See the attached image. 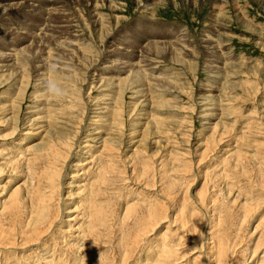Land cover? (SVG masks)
<instances>
[{
	"label": "rangeland",
	"instance_id": "obj_1",
	"mask_svg": "<svg viewBox=\"0 0 264 264\" xmlns=\"http://www.w3.org/2000/svg\"><path fill=\"white\" fill-rule=\"evenodd\" d=\"M25 1L50 6L34 10ZM181 29L185 46L176 52L170 45ZM3 52L14 57L0 58L1 201L28 181V164L36 168L29 146L50 131L81 129L55 181L52 205L62 211L55 234L29 248L0 247V264H123L127 247L126 264H156L164 250L163 264H210L212 235L221 231L228 264L260 263L264 252L252 250L264 230V0H0ZM142 58L149 68L141 75ZM49 80L65 90L62 99L46 91ZM225 129L230 139L214 141ZM95 131L123 144L103 151ZM107 167L108 179L97 184ZM163 203L166 219L145 237L143 213ZM129 204L144 211L132 223L124 217ZM70 214L72 236L60 230ZM198 222L195 240L180 238L196 234Z\"/></svg>",
	"mask_w": 264,
	"mask_h": 264
},
{
	"label": "bare ground",
	"instance_id": "obj_2",
	"mask_svg": "<svg viewBox=\"0 0 264 264\" xmlns=\"http://www.w3.org/2000/svg\"><path fill=\"white\" fill-rule=\"evenodd\" d=\"M39 2H40V0H38ZM44 1V0H43ZM21 4H24V7L25 8H30V7H32V8H34V10H41V11H43L44 9H48L49 8V6H45L46 4H47V1L46 2H43V4H42V6H39L38 4L37 5H35V7L32 5V4H30V2L29 1H25V2H21ZM16 5H19V3L18 2H16V3H12V4H10V6L11 7H7L8 5H5V7H3V12L7 9V8H9V9H12L13 7H16ZM51 7H53V6H51ZM27 12H29L28 10H26ZM44 13H46V11H44ZM13 26V25H12ZM11 26V27H12ZM55 27H57L58 28V26L56 25V24H54L53 25V30H55V29H57V28H55ZM181 36H177L176 37V40H174L173 41V43L170 45V47H171V50H173V51H175L176 50V52H177V50H179V52H181L182 51V49L184 48V46H185V44H184V42H185V37H186V33H184L185 31H183L182 29H181ZM146 48L148 49V51H150V47H152L153 45H152V43H147L146 45ZM166 48H168L167 46H166ZM1 54V57L0 58H8V60H12V58L14 57V54H12V53H0ZM16 55V54H15ZM141 55H142V53H141ZM141 57H144L143 55L141 56ZM9 62V61H8ZM147 63L148 62H146V60L144 59V58H142L141 60H140V66L141 67H139L138 69H136L135 70V73H137V74H141L142 75V70H148L147 68H149L148 66H147ZM138 64V63H137ZM124 66V65H123ZM90 68V67H89ZM88 68V69H89ZM124 68H126L127 70L128 69H134L133 67L131 68H128L127 66H124ZM152 69H157V68H152ZM141 70V71H140ZM131 72V71H130ZM86 73H88V71H86ZM153 76V75H152ZM159 76V75H158ZM157 76V77H158ZM125 77V76H124ZM136 77V76H135ZM121 79V78H120ZM119 79V80H120ZM123 79V78H122ZM88 81V75H87V77H85V79H84V81ZM134 80V79H133ZM85 81V82H86ZM90 81V80H89ZM135 81V80H134ZM147 87V86H146ZM141 90H142V88H141ZM143 91V90H142ZM146 100V99H145ZM144 100V101H145ZM12 108V107H11ZM87 108L84 106L83 108H82V110H81V112H82V114H86L87 113ZM113 110V109H112ZM118 112V111H117ZM212 115V114H211ZM205 116H208V115H206L205 114ZM83 118V117H82ZM221 118V117H220ZM36 119V118H35ZM77 119H79V118H77ZM30 121H33V120H30ZM78 121V120H77ZM118 121V120H117ZM28 122V121H27ZM34 122V121H33ZM150 122V121H149ZM220 122V121H219ZM188 123V122H187ZM226 123V122H225ZM31 124H34V123H31ZM36 124V123H35ZM227 124V123H226ZM233 124V123H232ZM232 124H230V125H232ZM74 125V124H73ZM72 125V126H73ZM76 123H75V126L73 127V128H75L76 127ZM220 125V124H219ZM147 126V125H146ZM189 126V125H188ZM231 127V126H230ZM229 127V128H230ZM233 127V126H232ZM94 128V127H93ZM97 128V127H96ZM214 128V127H213ZM219 128V127H218ZM15 129H17V127L15 128ZM14 129V130H15ZM64 129H66V130H68L67 132H63V131H61V130H57V131H50V132H48L47 133V139L45 140V142L43 141V142H40V143H37V144H34V145H32V146H29V150H34V154H33V159H30V162L32 161L33 162V164H35V166H36V168L34 167V170H33V167H30L31 165H29L28 164V172H27V174H28V181L26 180V181H24V182H22V183H20V184H18V186L11 192V194H10V196L7 198V199H5L4 201H1V208H0V247H4V248H7V247H13V248H16V249H23V248H29V247H31V246H33V245H35L36 243H39V242H41L44 238H46L49 234H51L50 232L55 228V226L57 225V223L59 222V220H60V218H61V213H62V211L60 210V207L58 206V205H52V202L54 201V197H53V192H54V190L56 189V183H55V181H56V179L59 177V175H60V172L62 171V168H63V166L65 165L64 163H65V161L68 159V157H69V155H71V152H72V149H73V147H74V140H76L75 138L77 137V134L79 133V129H81V128H76V130L75 131H72L71 129H68V128H63V130ZM189 129V128H188ZM234 129V128H233ZM93 130H96V129H93ZM191 131H192V129H190ZM189 130V131H190ZM228 130H231V129H228ZM16 131V130H15ZM17 131H19V130H17ZM103 131V130H102ZM188 130H186V132H187ZM213 131V130H212ZM215 131H217L216 129H215ZM220 130L218 129V131L217 132H219ZM233 131V130H232ZM16 133V132H15ZM26 133V135H28L29 133H31V131L29 132H25ZM28 133V134H27ZM89 133V132H88ZM91 133V132H90ZM93 133V132H92ZM95 133V137H94V139H102L100 142L102 143V145H103V147H102V150L103 151H111V150H113V148L114 147H112V146H114L116 143H117V145H120V144H123L122 143V138L123 137H121L120 136V138L119 139H115V138H107V137H104L103 136V134H100L101 132L100 131H95L94 132ZM144 133V132H143ZM229 133H230V131L227 133V130L225 129L220 135H218L217 137H216V134L214 133V134H212L213 135V137H214V141L215 140H217V142L219 141V143H225V141H226V137H228V135H229ZM14 134V133H13ZM145 134V133H144ZM181 134H183V133H181ZM188 134V133H187ZM232 134V133H231ZM231 134H230V136H231ZM16 135V134H15ZM92 136H93V134H91ZM211 135V134H210ZM88 136H90V135H88ZM190 136V135H189ZM213 137H211V138H213ZM79 138V137H78ZM91 138V137H90ZM229 138V137H228ZM168 139V138H167ZM190 139H191V136H190ZM190 139H188V140H186V142L187 141H189L190 142ZM230 139V138H229ZM169 140V139H168ZM209 140V139H208ZM212 140V139H211ZM21 141V140H20ZM243 141V140H242ZM209 142H211V141H209ZM217 142H216V144H217ZM21 143V142H20ZM167 143V142H166ZM229 143V142H228ZM206 144V143H205ZM213 144V143H212ZM188 145V144H187ZM230 145V144H229ZM228 145V146H229ZM101 146V145H100ZM207 146H208V144H207ZM209 146H211L210 144H209ZM218 146V145H217ZM225 146H227L226 144H225ZM28 147V146H27ZM213 147V146H212ZM222 147V146H221ZM25 148H26V146H25ZM189 148H190V146H189ZM211 148V147H210ZM27 149V148H26ZM186 150V149H185ZM226 150V149H225ZM224 150V151H225ZM27 151V150H26ZM187 151V150H186ZM215 151V150H214ZM31 152V151H30ZM189 152V151H188ZM33 153V152H32ZM210 154V153H209ZM185 155V154H184ZM245 155V153L243 154V155H241V157L242 156H244ZM22 156V155H21ZM245 157V156H244ZM247 157V156H246ZM31 158H32V156H31ZM42 159V160H41ZM47 160V165H40V164H42L41 163V161H43V160ZM63 160L62 162L63 163H61V164H59V162H60V160ZM109 159V158H108ZM227 159V158H226ZM245 159V158H244ZM248 160V159H247ZM238 161H239V159H238ZM237 161V162H238ZM25 162V161H24ZM111 162H112V160H111ZM164 162V161H163ZM243 162V161H242ZM39 164V165H38ZM107 164V163H106ZM105 164V165H106ZM238 164V163H237ZM79 165H81V164H79ZM110 165V164H109ZM10 166V165H9ZM162 166H163V163H162ZM241 166V165H240ZM65 167V166H64ZM185 167H186V165H185ZM138 168H140V167H138ZM161 168V167H160ZM134 169V168H133ZM145 169H146V167H145ZM102 170V169H101ZM134 170H136V169H134ZM140 170V169H139ZM138 170V171H139ZM147 170V169H146ZM145 170V171H146ZM180 170V169H179ZM110 172V168L109 167H107L105 170H103V171H101V172H99V179H98V181H96V183L98 184V183H100V184H102V183H104V182H106V180L108 179V173ZM135 172V171H134ZM112 173V172H111ZM133 175H134V173H132ZM167 174V173H166ZM182 174V173H181ZM0 175H3V173L1 172V174ZM139 175H141V174H139ZM143 175V174H142ZM219 175V174H218ZM145 176H146V174H145ZM221 176H222V174H221ZM224 176V175H223ZM142 177V176H141ZM218 177H220V175L218 176ZM217 177V178H218ZM219 179V178H218ZM153 180V179H152ZM224 180V179H223ZM45 183H47V185H46V187L44 186V184ZM95 183V182H94ZM164 185V184H163ZM218 185V184H217ZM212 187V186H211ZM222 187V186H221ZM166 188H169V187H166ZM217 188V187H216ZM215 187H214V189H216ZM46 189H48V191L46 190ZM62 189V188H61ZM155 189V188H154ZM153 190V189H152ZM166 190V189H165ZM171 190V189H170ZM222 190H223V188H222ZM205 191V190H204ZM206 192V191H205ZM218 192V191H217ZM223 192V191H222ZM221 192V193H222ZM96 193V192H95ZM159 193H161L160 191H159ZM216 193V192H215ZM225 193H227L226 191H225ZM55 194V193H54ZM101 194V193H100ZM183 194V193H182ZM205 194H207V193H205ZM213 194V193H212ZM220 194V193H219ZM224 194V193H223ZM56 195V194H55ZM59 195H60V193H59ZM161 195H162V193H161ZM169 196H170V194H168ZM173 195H174V193H173ZM216 195V194H215ZM241 195V194H240ZM169 196H168V198H169ZM177 196V195H176ZM176 196H174V197H176ZM185 196H187V195H185ZM202 196V195H201ZM220 196H221V194H220ZM166 198H167V196H165ZM211 197H215V196H211ZM227 197H229V195L227 196ZM239 194H237L236 195V199H235V201L234 202H236V201H238V199H239ZM165 198V199H166ZM170 199H172V198H170ZM173 199H175V198H173ZM176 199H177V197H176ZM204 199V198H203ZM211 199V198H210ZM168 200V199H167ZM166 200V201H167ZM214 200H216V199H214ZM221 200V198L218 200V201H220ZM94 201V200H93ZM170 201H172V200H170ZM204 201V200H203ZM222 201H223V199H222ZM231 201H233L232 199H231ZM242 201V200H241ZM161 202H164L165 204H166V202L165 201H161ZM210 202V201H209ZM221 202V201H220ZM219 202V203H220ZM243 202V201H242ZM241 202V203H242ZM246 202H247V199H246ZM246 202H244V203H242V207H244V208H250L251 207V205L249 204H247ZM164 203L163 204H158V205H160V207H159V209L158 210H155L156 208H154L153 206H152V208L150 207V209L149 208H147V209H149L147 212H139L138 211V206H135V204L134 205H131V204H129V205H131V206H127V208H126V211H125V214H124V217L127 219V221H130V223H132L133 221H132V219H134V217H132L133 216V214L135 215V213H143V215H145V218H146V216L149 218V222L147 223L148 224V226H147V228H145L144 227V223H143V226H141V227H144L145 228V230H144V235H145V237H146V235H149V233H151L154 229H157V227H159L160 226V224H161V222H163V220H165L166 219V215H164V209H166L165 207V205H164ZM208 203V202H207ZM218 203V204H219ZM231 203V202H230ZM233 203V202H232ZM249 203V202H248ZM251 203H252V205H253V202L251 201ZM170 204H172V203H170ZM214 204V203H213ZM237 204V203H236ZM256 205H257V203H255ZM168 205V204H167ZM215 205H217L216 203H215ZM155 206V205H154ZM236 206H238V205H236ZM155 207H157V206H155ZM240 207V209L242 208L241 206H239ZM253 207V206H252ZM140 208V207H139ZM158 208V207H157ZM163 208V209H162ZM229 208V207H228ZM100 209H101V206H100ZM100 209H99V207H96L94 210L95 211H92V212H94V214L92 215L91 214V217H93V216H97V212H98V210H99V212H100ZM103 209H105V207L103 208ZM141 209V208H140ZM146 209V210H147ZM173 209V208H172ZM181 209V208H180ZM225 209V208H224ZM253 209H254V207H253ZM256 209V208H255ZM63 210V209H62ZM142 210H143V208H142ZM145 210V209H144ZM145 210V211H146ZM216 210V209H215ZM257 210V209H256ZM255 210V211H256ZM138 211V212H137ZM104 212V211H103ZM160 213V215H161V217H159L158 216V214ZM163 212V213H162ZM245 213V212H244ZM247 213V212H246ZM101 214V213H100ZM136 214V215H137ZM155 214H157L156 216H158L159 218H157V217H154V215ZM191 214V213H190ZM196 214V213H195ZM98 215H99V213H98ZM142 215V214H141ZM163 215V216H162ZM184 215V214H183ZM189 215V214H188ZM245 215V214H244ZM101 216V215H100ZM194 216V215H193ZM198 216V215H197ZM197 216H195L196 218H197ZM201 216V215H200ZM138 219L137 220H139V219H144V216L142 217V216H140V215H138ZM142 217V218H141ZM199 217V216H198ZM203 217V216H202ZM244 217V216H243ZM249 217V216H248ZM125 218H123V219H125ZM136 218V217H135ZM183 218H185L184 216H183ZM245 219L247 218V216L245 215V217H244ZM147 219V218H146ZM191 219V218H190ZM193 219H194V217H193ZM222 219V218H221ZM77 220V215H75V216H72V214H70V215H68V217L66 218V221L67 222H69V223H66L65 225H66V227H68V228H61L60 230H61V232L63 231V232H66V233H68L69 235H71V233H73L72 232V229H74V228H72V223L74 222V221H76ZM192 220V219H191ZM196 220V219H195ZM204 220V219H203ZM202 220V221H203ZM217 220V219H216ZM218 220H219V218H218ZM126 221V222H127ZM132 221V222H131ZM168 221V220H167ZM189 221V220H188ZM202 221H201V223H202ZM206 221V220H205ZM245 222V220L244 219H242V222ZM260 221V220H259ZM147 222V221H146ZM164 222H166V221H164ZM217 222V221H216ZM222 222V221H221ZM220 222V223H221ZM91 223V222H90ZM142 223V222H141ZM178 223H179V221H178ZM183 223V226H185V224H184V222H182ZM201 223L200 222H198L197 223V228H196V234H194L193 235V233L191 234L190 232H187L186 233V235H181L180 233L181 232H179L178 234H180L181 236H180V238H184V237H186V239H185V241H187V242H192L193 240H195L196 239V236L198 235V234H200L202 231V226H201ZM91 224H93V223H91ZM126 224V223H125ZM134 224V223H133ZM147 224H145V225H147ZM187 224V223H186ZM190 224V222L188 223V225ZM195 224V223H194ZM174 225H176V224H174ZM218 225V224H217ZM216 225V226H217ZM213 227H215L214 225H212ZM258 226V229L260 228L259 227V225H257ZM140 227V226H139ZM189 227V226H188ZM191 227H193L192 226V224H191ZM218 227V226H217ZM131 228V227H130ZM144 228H142V229H144ZM256 228V230H257V227H255ZM78 229V228H77ZM91 229V228H90ZM135 229H136V227H135ZM142 229H141V231H142ZM216 229V228H215ZM179 230H181V231H183V227H179ZM195 230V229H194ZM254 230V229H253ZM75 231V230H74ZM96 231V230H95ZM98 231V230H97ZM141 231H139V232H141ZM191 231V230H190ZM215 231V230H214ZM255 231V230H254ZM258 231V230H257ZM257 231H255V233L257 232ZM263 231V233H260L261 235H260V238H259V240H258V242H256V245H255V248L252 250V254H253V256L254 255H256V254H258L259 252H264V230H262ZM94 232V231H93ZM135 232V231H134ZM133 232V233H134ZM136 232H138V231H136ZM138 232V233H139ZM184 232V231H183ZM193 232H195V231H193ZM260 232H261V230H260ZM53 233V232H52ZM214 233H216V232H213V233H211V234H214ZM218 233V232H217ZM224 233H225V231H224ZM255 233H252V234H255ZM55 233H53V234H51V235H54ZM83 234V233H82ZM152 234V233H151ZM91 235V234H90ZM202 235V234H201ZM72 236V235H71ZM78 236V235H77ZM83 236V235H82ZM87 236V235H86ZM133 236H136V235H133ZM213 237H212V241L211 242H213L212 244V246H211V248H210V251H211V253L210 254H212V256H213V259H212V261L210 262L209 260V262H210V264H228L227 262H228V254H229V252H230V248H229V244L227 243L228 241H227V239H224V237L223 236H225V234L224 235H222V231H221V233L219 232V234L217 235V237H216V235H212ZM143 237V236H142ZM229 237V236H228ZM63 238V237H62ZM69 238V237H68ZM138 238V237H137ZM55 241H57L58 243H65V240H62V242H61V240H60V238H59V234L58 233H56V235H55ZM130 239V238H129ZM142 239V238H141ZM246 239V238H245ZM90 240V239H89ZM135 240V239H134ZM197 240H198V238H197ZM130 241V240H129ZM181 241V240H180ZM199 241V240H198ZM227 241V242H226ZM230 241V240H229ZM247 241V240H246ZM124 242H125V240H124ZM162 242V241H161ZM201 242V241H200ZM195 243V242H194ZM66 244V246H68L69 248H66V249H69V250H73V248L75 247L74 245H72V244H67V243H65ZM129 244H130V242H129ZM180 244H182V243H180ZM186 244V243H185ZM157 245V244H156ZM164 245V244H163ZM232 245V244H231ZM65 246V245H64ZM236 246V245H235ZM55 247V246H54ZM232 247V246H231ZM138 248V245L136 244L135 246H134V249L136 250ZM163 248H165V246L163 247ZM248 246H245L244 247V249H242V251L241 250H239V252H241L240 254H242L244 251L247 253L248 252ZM65 249V248H64ZM127 250H126V252H125V254H124V257H123V264H126L127 262H128V256H129V253H130V251H129V249H130V247H127L126 248ZM133 249V250H134ZM166 249H169V248H166ZM192 249H193V247H192ZM263 249V250H262ZM131 250H132V248H131ZM132 250V251H133ZM169 250H172L171 248L169 249ZM67 252V251H66ZM167 251H165L164 250V252H162L160 255H159V258H158V262H156V264H163L162 262H163V258H164V254L166 253ZM174 252V251H173ZM172 251H171V253H173ZM176 252V251H175ZM234 252H235V250H234ZM239 252L237 253V255L239 254ZM99 253V252H98ZM132 254V253H131ZM131 254H130V256H131ZM174 254H177V253H174ZM61 255V254H60ZM158 255V254H157ZM168 255L170 256V254L168 253ZM171 255H173V254H171ZM167 255H165V257H166ZM185 256V255H184ZM232 256V255H231ZM40 257L44 260L45 259V257L44 256H42L41 254H40ZM117 257V256H116ZM163 257V258H162ZM234 257V256H233ZM40 258V259H41ZM130 258V257H129ZM253 258V257H252ZM58 259V258H57ZM167 259H168V257H167ZM245 259V258H244ZM169 260H170V258H169ZM200 261H201V263L200 264H203L204 262L202 261V258H200L199 259ZM231 260H232V258H231ZM46 261L47 260H45V261H43L42 263H44L45 262V264H46ZM244 261H246V259L244 260ZM54 262H55V259H54ZM115 264H118L116 261H113ZM203 262V263H202ZM233 262V261H232ZM29 263V262H28ZM48 263V262H47ZM62 263V262H61ZM198 263V262H197ZM39 264V263H38ZM41 264V263H40ZM199 264V263H198ZM205 264V263H204ZM245 264V263H244ZM259 264H264V253H263V255H262V259H261V261H260V263Z\"/></svg>",
	"mask_w": 264,
	"mask_h": 264
},
{
	"label": "clouds",
	"instance_id": "obj_3",
	"mask_svg": "<svg viewBox=\"0 0 264 264\" xmlns=\"http://www.w3.org/2000/svg\"><path fill=\"white\" fill-rule=\"evenodd\" d=\"M50 71L55 70L52 66H50ZM46 91L50 94L55 96L58 99H62L65 95L66 92L63 88L57 86L55 83H53L52 81H47L46 82Z\"/></svg>",
	"mask_w": 264,
	"mask_h": 264
}]
</instances>
